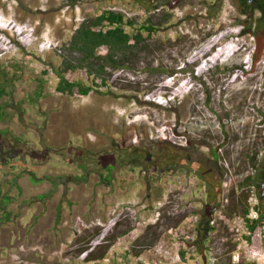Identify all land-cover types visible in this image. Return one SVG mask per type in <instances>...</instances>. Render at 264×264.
<instances>
[{"label":"rangeland","instance_id":"374dc122","mask_svg":"<svg viewBox=\"0 0 264 264\" xmlns=\"http://www.w3.org/2000/svg\"><path fill=\"white\" fill-rule=\"evenodd\" d=\"M149 1L155 8L145 13L135 0H86L74 5L60 0L61 6L52 10V20L43 21L19 16V12H29L18 0H6L7 14L0 10L4 65L0 130L8 132L0 134V218L4 219L0 264H20L19 245L23 249L39 245L29 257L35 264H57V259L82 256L96 245L105 254L112 237L132 226L126 208L132 203L126 193L149 199L143 213L148 223L144 239L139 237L143 241L136 239L139 243L151 245L159 228L164 232L178 229L176 238L187 245V264H203L215 255V264H264L263 239L261 247L245 245V226L236 230L243 215L239 209H229L233 196L247 197L249 208L255 206L258 213L254 189L239 185L251 171L244 153L264 149V49L257 61L253 59L259 41L264 42V31H257L254 24L259 11L239 0ZM105 8L123 11L137 21L149 15L156 20L159 14L172 12L171 25L166 24L156 38H170L174 45L156 53L155 62L164 58V65L186 72L150 78L124 67L110 79L118 97L95 90L80 96L77 88L72 95L58 92L56 70L68 56L63 46L84 19ZM245 29L248 33H243ZM178 32L188 35L182 43L175 42ZM205 46H210L206 52L202 51ZM180 48L184 57L179 56ZM215 54L220 58L207 64ZM66 76L86 78L81 70ZM213 147L227 168L222 182L213 164L206 162ZM190 156L202 158L195 173L186 161ZM120 190L125 196L119 204L107 200L106 196ZM40 195L46 196L31 201ZM70 196L84 201L85 208L94 207L97 214L102 210V217L73 213L63 218L62 208L71 207ZM49 198L54 199L48 203L51 218L38 225L33 222L32 228L20 227V223H31L34 208L40 212L39 203L45 206ZM96 202H100L97 208ZM120 211L118 230L107 232ZM213 216L218 217L215 229L203 238L206 241L191 246L203 237L198 227L206 226L204 222ZM78 217L93 225L78 233ZM13 237L15 242L10 241ZM95 240L100 242L95 244ZM171 241V248L162 253L163 261L156 264H177L179 249ZM75 245L84 250L78 251ZM237 254L240 262L234 259Z\"/></svg>","mask_w":264,"mask_h":264},{"label":"trees","instance_id":"16d2710c","mask_svg":"<svg viewBox=\"0 0 264 264\" xmlns=\"http://www.w3.org/2000/svg\"><path fill=\"white\" fill-rule=\"evenodd\" d=\"M86 0H67L71 5L78 4ZM139 4L141 10L145 13L155 8L149 0H135ZM240 4L246 7L250 6L248 0H239ZM264 6V0H259V3ZM167 9L168 5H164ZM173 8V7H172ZM173 13L165 11L159 14V18L155 20V16H147L142 21H137L136 18L129 17L123 11L105 8L95 17H88L84 19L79 26L74 30L69 42L63 46L67 51V58L65 57L60 64L56 75L58 82L56 89L63 94L72 95L77 88V93L80 96H86L91 91L95 90L99 93L111 94L118 97V94L111 88L110 79L112 73L122 68L131 69L134 73L140 75L141 73L151 77L169 76L174 77L175 74L186 72L183 68L175 69L163 64L164 58L160 62H155V54L166 51L171 48L174 43L170 38H156L159 32L165 30L166 24L172 21ZM257 31H264V16H259L255 23ZM171 25V24H169ZM243 33H248L245 29ZM188 38L187 34L178 32L175 42L181 43ZM166 39V40H165ZM221 39V38H220ZM218 39L213 43L217 44ZM193 40H191L192 42ZM210 45H212L210 43ZM210 46H205L202 51L206 52ZM105 48L104 52L100 50ZM222 47L221 49H223ZM172 49V48H171ZM220 49V50H221ZM237 50L236 48H234ZM264 49V42L259 41L257 45V53L254 55V61H257L262 54L260 51ZM184 49L180 48L178 51L179 56H183ZM220 58L218 54L212 56L207 60V64L213 63ZM142 63V66L140 65ZM206 64V65H207ZM137 68V72L135 71ZM204 69V68H202ZM77 70L84 71L86 78L69 79L67 74ZM3 73V72H2ZM190 71V75H192ZM6 75V74H4ZM83 79L88 82H83ZM43 83V82H42ZM155 84L157 83L154 82ZM106 88L107 90H101ZM150 91V89H148ZM146 90V91H148ZM3 91L0 93L2 95ZM209 100V98H208ZM264 123V116H263ZM0 130V134H7ZM3 135V136H4ZM216 151V149L214 148ZM108 182V179L104 180ZM254 182H242L239 187L253 186ZM46 195H40L37 198H32L31 201L35 202L41 200ZM247 197L233 196L229 209L238 210L240 214L246 216L249 213V206L247 204ZM7 219V218H5ZM9 220V218H8ZM4 219L0 218V225ZM249 223V222H248ZM252 229L257 225V221L249 224ZM199 232L203 237H199L193 244L203 243L205 238L211 230L209 226V219L206 220V226L198 227ZM201 248V247H200ZM237 264H246L240 262Z\"/></svg>","mask_w":264,"mask_h":264},{"label":"crops","instance_id":"0c3cea01","mask_svg":"<svg viewBox=\"0 0 264 264\" xmlns=\"http://www.w3.org/2000/svg\"><path fill=\"white\" fill-rule=\"evenodd\" d=\"M18 2L20 3V5L24 6V9L26 11L29 12V13H24V15L19 12L18 15L21 17L23 16L24 18H27L29 21L30 19H34L35 21H38V20L43 21L44 19L52 20L54 16L52 10H54L55 8H59L61 6L60 0H18ZM2 9H4V12L7 14L6 0H0V10ZM36 11H40V13H35ZM3 66H4L3 61L0 59V75L3 72L2 71ZM41 180L44 182L45 179L44 180L41 179ZM41 180L38 178V181H41ZM114 192H112L111 195L106 196L108 197L107 200H109L110 202H115L119 204V202L121 201L120 198H122L125 195H123L124 193H122V191L121 193H116V192L114 193ZM126 196H128V198H131L130 199L131 201L129 202L132 203V206L128 207L130 210V213L128 215H130V219H131L130 221L132 223V226H129L125 230L117 232L115 236L112 237V240L114 239V241H112L111 245L109 246V249L107 250V252H105V254H103V252L101 253V251L98 250V247L96 245V246L91 247L88 250L89 252L87 256H81L79 255L80 254L79 253L76 257L69 256L65 259L63 258L57 259V264H108V263L109 264H156V263H161L163 261L162 253L165 250L171 248V244H172L171 240L175 241V245H177V250L179 249L177 254L175 255L176 263L177 264H187L184 261L185 253H187L186 252L187 245L186 243H184V241L180 240V237L178 238L179 240L176 239V235L178 234V229H168L167 232H164L161 228H159L157 229V238L156 240H154V242L151 245H148L147 241L144 243H139V240H141V238L139 237H142V239H144L143 238V235L145 232L144 225L148 223L146 222L147 218L143 213L146 209L145 207H148L149 199L144 198V197L138 198V197H135L134 195L131 196V194L129 193L128 194L126 193ZM134 197L137 199H135ZM72 198L73 196H70L69 200L67 201V203H69L71 207L67 205L68 207L62 208L63 218L73 217L72 216L73 213L83 214L89 217L95 216L96 218L102 217L103 215L102 210H100L99 213L97 214L94 207L88 206L87 208H85L84 207L85 205H83L84 201L83 203H81L79 199L73 200ZM53 201L54 199L49 198L45 206L39 203V206H41L40 212H37L38 208L36 207V210H35L34 208L35 206H33L34 217L31 218L32 222L28 223L29 226L27 223H26L27 226L20 223V227L24 226V228H32L31 226L35 223V221H37L36 225H38L39 221L50 219L51 213L49 212L50 207L48 206V203L52 204ZM85 201H88V200L86 199ZM99 204L100 202H96V208L98 207ZM30 211H27L25 215L30 213ZM117 224L118 223H116L114 226L109 227L107 229V232L108 231L110 232L112 229H114V227H115L114 229L115 231L118 230V228L116 227ZM3 226L0 227L1 230L4 229ZM50 229H52V227H50ZM136 239H139V240L136 241ZM10 241L15 242V238L13 237L12 239H10ZM10 246H15V243H10ZM74 247L78 248L79 245H75ZM38 249H39V245H32L30 247H25L24 249L21 248V245H19L18 251L20 252V257L22 258L21 260H19V263L20 264L21 263L22 264H35V262H32L29 259V257L31 256L32 252L37 251ZM83 250L81 249V247H79L78 251L81 252ZM155 252H158V253L155 254ZM10 257H13V255H10ZM11 260L17 263L14 257ZM0 263H2V260H0Z\"/></svg>","mask_w":264,"mask_h":264},{"label":"flooded vegetation","instance_id":"af4514ba","mask_svg":"<svg viewBox=\"0 0 264 264\" xmlns=\"http://www.w3.org/2000/svg\"><path fill=\"white\" fill-rule=\"evenodd\" d=\"M248 1L250 2L249 4L253 6V9L259 11L260 16L261 15L264 16V6L261 4V2L259 3V0H248ZM227 46L228 45H226L224 48H226ZM233 51H235V49ZM207 98H206V103H208ZM210 151H211V156L209 159H206V162L213 164L212 168L215 167V171L217 172L219 176V181L222 182L223 179L227 176V168L222 166L220 162L218 161L219 153L217 149L215 151L213 147V148H210ZM243 159L245 161L244 163H247L249 166H251V171L248 174H246L240 182H254V185L251 186L254 190L252 189L251 190L255 193L256 198H257L258 220L262 222L264 225V149L259 150V149L253 148L250 152L244 153ZM201 160L202 158L201 159L197 157L193 158L191 156L189 157V159H186L187 162L193 165L194 173L200 169ZM179 164L180 162L177 163V166H179ZM242 168L244 169V166ZM201 224L202 222H200L199 225ZM262 233H263V242H264V227H263ZM203 264H205V261Z\"/></svg>","mask_w":264,"mask_h":264},{"label":"built area","instance_id":"2783aa9c","mask_svg":"<svg viewBox=\"0 0 264 264\" xmlns=\"http://www.w3.org/2000/svg\"><path fill=\"white\" fill-rule=\"evenodd\" d=\"M30 31H32V28L30 29ZM19 33H20V30H19ZM49 46H50V44H49ZM118 207H119L118 205L115 206V208L113 209V212H116ZM126 208L129 209L128 207H126ZM255 211H256V207L255 206H252L251 209L249 208V213L246 216H243V218H241L238 221V227H236L237 232H240L241 228H243V226H245L246 231L242 230V233H245V236L242 237V242H244L245 245H248V244L251 243V247H253V248H256V247H259V246L261 247L262 239H263L262 238L263 237L262 231H263V227H264L263 223H261L258 220V213L255 212ZM252 212H255V214H252ZM122 213H123L122 211L117 213V216H115L109 222L108 227L114 226L117 223V221L119 220V217L122 215ZM223 218L224 217L221 216L220 219H223ZM255 221H257V225H256V227L254 229H252L249 224L252 223V222H255ZM217 224H218V217L217 216H213L212 218L209 219V226H211L213 229H215V226ZM260 224H262V225H260ZM92 225H93V223L89 224L85 219H82L81 217H78L76 219L75 228H76V231L78 233H81L84 228H89ZM106 233L103 234V235H106ZM178 238H179V236L176 239H178ZM99 242L100 241L95 240L94 243L97 244ZM237 245H238L237 248L240 249L241 248V243H238ZM192 246H194V244ZM88 252H89L88 250L86 252H83L82 256H86L88 254ZM253 255H255V252L253 253ZM263 256H264V254H263ZM240 257H241L240 254L239 255L238 254L234 255V259H236L235 261L240 262ZM252 259H254V258H252ZM217 260H218V257L215 255V256L209 257L207 260H205V264H215L217 262Z\"/></svg>","mask_w":264,"mask_h":264}]
</instances>
